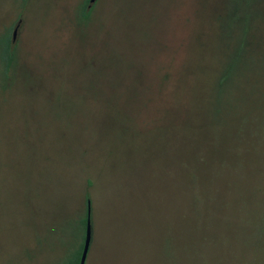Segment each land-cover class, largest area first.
<instances>
[{
	"label": "rangeland",
	"instance_id": "rangeland-1",
	"mask_svg": "<svg viewBox=\"0 0 264 264\" xmlns=\"http://www.w3.org/2000/svg\"><path fill=\"white\" fill-rule=\"evenodd\" d=\"M89 3L0 0V264L73 256L87 194L85 264H264V0Z\"/></svg>",
	"mask_w": 264,
	"mask_h": 264
},
{
	"label": "trees",
	"instance_id": "trees-1",
	"mask_svg": "<svg viewBox=\"0 0 264 264\" xmlns=\"http://www.w3.org/2000/svg\"><path fill=\"white\" fill-rule=\"evenodd\" d=\"M240 4H234L231 7V9L229 10V12L227 13L226 17H227L228 22L233 23V22H235V20L238 19ZM87 8H88V6H87ZM88 15H89L88 11H86L84 8H82L81 16L84 19H86V18H88ZM240 18H241L242 22H243V20H244V22H246L245 18L249 19V11L244 10V12L240 16ZM244 22L242 24V32H243L242 38H241L242 43L245 41V33H246V30H247L248 24H249L248 21L246 23H244ZM2 46H4L2 56L5 60V70H9V68H10V66L14 60V48L11 45L9 38H5L3 40ZM233 63H234V61H231L230 63H228L226 68L224 69L223 73L220 74V78H218V80H219L218 85H222L224 82V79L227 76H229V74H231L230 71L233 70ZM90 200H91L90 196L87 194L86 195V214H85L84 218L82 219V224H83L82 239H83V242L81 243L80 247L75 251V254H73V256L66 258L64 260L63 264H80L79 258L81 257V253H82L83 246H84V236H85L84 230H86V224H87V218H88V209H89V207L91 209V201Z\"/></svg>",
	"mask_w": 264,
	"mask_h": 264
},
{
	"label": "water",
	"instance_id": "water-1",
	"mask_svg": "<svg viewBox=\"0 0 264 264\" xmlns=\"http://www.w3.org/2000/svg\"><path fill=\"white\" fill-rule=\"evenodd\" d=\"M90 3L88 5V8L91 7V5L96 1V0H89ZM17 33V29L14 30L13 32V36L15 38ZM91 241H92V224H91V209L89 207L88 209V218H87V224H86V232H85V239H84V246H83V250L81 253V257L80 259V264H85L86 263V258L88 256V252L90 249V245H91Z\"/></svg>",
	"mask_w": 264,
	"mask_h": 264
}]
</instances>
